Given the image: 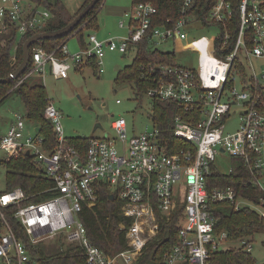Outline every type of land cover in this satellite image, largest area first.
Here are the masks:
<instances>
[{"label": "built area", "instance_id": "1", "mask_svg": "<svg viewBox=\"0 0 264 264\" xmlns=\"http://www.w3.org/2000/svg\"><path fill=\"white\" fill-rule=\"evenodd\" d=\"M101 1L103 4L106 0ZM205 1L209 4V0H182L183 17L175 25L153 29L157 14L154 3L132 4L124 12L128 24L125 19L120 22V27L129 30L126 37L119 42L101 41L90 34L89 47L75 55L69 53L66 42L59 44L61 57L56 51L34 47L32 68L21 82L37 73L43 76L48 69L56 78H66L73 64L81 65L92 56L97 57L103 71L101 58L106 48L122 53L130 43L145 37L150 43L154 37L160 42L173 39L176 43L188 39L197 54L198 66L174 64L153 69L156 76L148 95L175 101L183 109L184 113L174 118L173 133L191 147L169 153L157 127L129 135L126 119L121 117L112 122L119 145L110 137H93L86 154H82L68 141L63 113L50 99L44 118L54 126L57 145L49 150L40 132L24 136L25 118L17 113L8 132L0 138V151L7 160L28 152L53 180L41 193L58 194L32 202H27L21 187L0 194V264H39V253H31L30 248L49 240L57 241L62 249L71 243L78 245L85 252L86 264H130L158 235L160 218L170 220L180 206L183 223L178 227L179 241L166 254L163 264H208L211 252L223 249L221 245L228 240L227 232H216L213 203L229 202L236 210L250 207L264 216V195L256 202L240 196L232 186L211 188L215 168L222 171L216 161L228 153L232 158H242L254 173L244 186H259L264 191V68L254 63L255 59L264 61V0L210 1L205 25L218 26L219 32L210 38H190L195 24L203 22L199 13L189 10ZM235 11L240 14L236 28L230 22ZM51 17L37 4L27 9L24 0H0L2 32L14 25L20 34H26L42 29ZM244 61L248 62L250 75L243 67ZM239 74L242 89L234 84ZM235 115L240 117V124L236 131L227 132V123ZM99 179L117 192L121 215L132 219L128 226L120 225L125 229L127 248L113 256L89 240L79 219L85 204L95 206L98 194L94 184ZM7 209L13 210L14 218L22 223L28 243L8 222ZM246 247L253 249L250 243Z\"/></svg>", "mask_w": 264, "mask_h": 264}, {"label": "trees", "instance_id": "2", "mask_svg": "<svg viewBox=\"0 0 264 264\" xmlns=\"http://www.w3.org/2000/svg\"><path fill=\"white\" fill-rule=\"evenodd\" d=\"M91 0H85L80 8L72 13L65 5L63 0H35L37 7L47 9L52 17L47 24L38 30H30L26 34H20L16 26H8L6 32L0 31V103L10 97L13 93L18 95L22 100L27 117L37 122L40 126V134L44 137L45 147L53 150L56 145V132L51 122L44 118L45 106L50 100L49 94L40 77L35 78L29 76L21 82L22 78L32 68V56L27 71L19 78H13L12 73L20 66L23 59V44L26 40L42 31H57L70 24L78 13L85 8ZM212 0L209 4L205 1L200 6H192L190 12L199 13V20L203 24L208 23V14ZM137 2H151L157 8V14L151 24L154 26H169L175 25L182 17V0H132V4ZM102 1L96 4L88 13V15L75 27V31L69 35L58 38H45L32 44L31 51L34 47H44L47 51H56V55L61 57L62 51L59 49V44L66 42L69 37L77 35L79 37L80 46L88 48L89 45L84 37V29H97L98 12L101 8ZM198 9V10H197ZM240 14L235 11V14L230 21L236 28L239 23ZM135 46L134 62L131 65L121 69L117 74L116 81L123 83L124 81L133 82L135 92L148 93V89L153 86L155 74L153 69H158L159 66H170L176 64V56L174 52H163L157 48L152 49L148 37L136 42L130 43L129 47ZM128 47V49H129ZM227 52V50H226ZM87 65L92 66L94 73L101 74V66L97 57L92 56L87 60ZM21 82V83H20ZM156 113L154 117V126L160 131L162 141L167 142L169 153L178 151V149H189L191 143L177 138L174 133L176 114H183V109L175 101H165L155 98ZM89 139L86 137L77 136V138H69L68 141L76 148H79L82 154H86ZM7 161V186L9 190L15 187H21L25 191L28 201H40L58 194V191L47 190L52 185V179L40 174L39 169L33 159L21 154ZM233 170L230 173L218 171L215 168L213 180H211V188L232 186L240 196L258 201L259 197L264 195V191L259 186H244V182L251 180L254 173L250 167L242 160V158H233ZM98 199L95 206L89 207L84 205L80 211L79 219L83 221L86 228V235L89 240L102 251L110 256L121 252L127 248V238L125 229L120 225L125 223L127 226L132 222V219L125 218L120 213L121 203L117 198V192L108 188L104 180H96L94 184ZM6 192H1L6 193ZM111 195L113 197L111 198ZM212 211L215 216L216 232L228 233L230 241H239L249 236H254L260 230H264V216L260 215L257 210L250 207H244L236 210L233 204L229 202L213 203ZM8 222L11 223L16 234L25 241L26 234L22 223L14 218L13 210L7 209ZM183 214V207H179L172 218L168 220L166 217L160 218V227L158 235L151 239L144 248L142 258L136 264H163L166 254L179 241L178 221ZM159 216V214H158ZM28 243V241H27ZM249 241H245L239 248L230 247L228 249L214 250L211 252L208 259V264H255L252 253L245 247ZM59 244V243H58ZM31 253H39V264H86V256L83 249L76 244H68L62 249L60 246L46 247L43 249L37 245L30 248Z\"/></svg>", "mask_w": 264, "mask_h": 264}, {"label": "rangeland", "instance_id": "3", "mask_svg": "<svg viewBox=\"0 0 264 264\" xmlns=\"http://www.w3.org/2000/svg\"><path fill=\"white\" fill-rule=\"evenodd\" d=\"M63 1L72 13L76 12L85 2V0ZM24 2L27 9L32 5H36L35 0H24ZM104 5L98 14L99 28L97 30L84 29V37L87 43H89L90 34H95L101 41L114 39L116 42H119L129 33L128 28L120 27V22L122 19L124 20L123 9L130 8L132 1L106 0ZM121 7L122 12L119 13L118 9ZM195 26L196 30L190 33V38H199L202 35L210 38L219 32L218 26H207L200 22H197ZM67 46L71 55H75V53L83 49L80 46L77 35L69 37ZM151 47L152 49L157 48L163 52H174L177 59L176 64L178 65L198 66L197 54L193 53L188 39L176 43L173 39L160 42L157 37H154L151 42ZM134 57L135 49L133 48H129L122 53L119 50L106 48L105 55L101 58L103 62V71L101 74L98 73L96 75L92 66H88L85 62L81 65L73 64L66 78H56L49 69L44 72L43 76L40 73L33 75L35 78L40 77L44 80L50 99L54 101L57 109L62 111V124L64 125V133L67 137L73 139L77 138V136L86 138H103L107 136L108 138L110 137L116 140L117 145H119V140L116 139V130L112 126L114 120L121 117L125 118L128 124L129 135L141 134L147 128L154 126L156 113L155 99L151 98L148 93L137 94L133 82L124 81L123 83H118L116 81L118 72L126 66L131 65L134 62ZM254 63L256 66H263L264 68V61L260 62L255 59ZM247 66L248 62L244 61L243 67L246 69ZM247 72L249 75L252 73L248 68ZM234 84L239 89L243 88V81L240 74ZM17 113L22 114L25 118L26 129L24 136L27 137L30 134H37V128L40 126L37 122L27 117L24 104L15 93L0 103V134L8 129L10 122L15 118ZM240 121L238 115L231 116L227 123L226 131H236ZM98 124L100 126L96 127ZM5 156L6 154L0 151V193L6 192L8 189L6 175L7 161L4 159ZM216 164L224 173H230L233 158L228 153L221 154ZM35 165L37 166V163ZM37 167L39 169L41 168L39 166ZM40 174L46 178L48 176L42 171H40ZM180 198L179 196L178 199ZM182 223L183 217H180L178 227ZM243 241H249L252 245L253 249L250 252L254 257L255 264H264V230H260L254 236L239 239V241H230L228 239L223 242L221 248H239L243 245ZM44 245L52 248L55 245L59 246L57 241L49 240L46 244H37V247L43 249ZM143 254L130 264H136L142 258Z\"/></svg>", "mask_w": 264, "mask_h": 264}, {"label": "water", "instance_id": "4", "mask_svg": "<svg viewBox=\"0 0 264 264\" xmlns=\"http://www.w3.org/2000/svg\"><path fill=\"white\" fill-rule=\"evenodd\" d=\"M99 2H101V0H91L89 2V4L83 8L78 15L74 18V20L68 24L67 26L63 27V28H59L57 31H42V33H38L35 34L31 37H29L26 42L23 44V59L21 61L20 66L12 73V77L13 78H19L20 76H22L28 69L29 66V62L31 59V45L43 40L45 38H58V37H63L66 35H69L71 33H73L75 30V27L88 15L89 11ZM100 126V124H98L96 127ZM37 131H40V127L37 128ZM107 137V136H106ZM29 153L27 152L26 155H28ZM113 197V195H111V198ZM120 262H122L120 260Z\"/></svg>", "mask_w": 264, "mask_h": 264}, {"label": "crops", "instance_id": "5", "mask_svg": "<svg viewBox=\"0 0 264 264\" xmlns=\"http://www.w3.org/2000/svg\"><path fill=\"white\" fill-rule=\"evenodd\" d=\"M132 1V0H131ZM31 6V5H30ZM105 5H104V3L101 5V8H100V10L99 11H101V9L104 7ZM80 8V7H79ZM128 8H124L123 9V16H124V19L126 20V18H125V11L127 10ZM118 12L119 13H121L122 12V7L120 8V9H118ZM99 13V12H98ZM123 20V19H122ZM98 25H97V29L99 28V21H98V23H97ZM96 29V30H97ZM133 46V45H132ZM130 49L131 48H133V49H135V46H133V47H129ZM15 118H16V115H15ZM15 118H13V120L10 122V125L8 126V129L7 130H5L3 133H1L0 134V138H2L7 132H8V130L10 129V126H11V124L13 123V121L15 120ZM133 135H136V134H133ZM5 159V158H4ZM5 160H7V159H5Z\"/></svg>", "mask_w": 264, "mask_h": 264}]
</instances>
